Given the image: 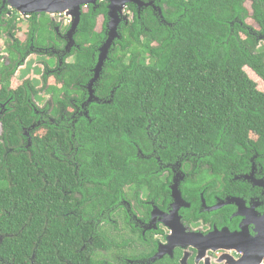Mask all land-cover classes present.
<instances>
[{"label":"trees","instance_id":"16d2710c","mask_svg":"<svg viewBox=\"0 0 264 264\" xmlns=\"http://www.w3.org/2000/svg\"><path fill=\"white\" fill-rule=\"evenodd\" d=\"M164 1L165 22L136 17L121 24V39L95 82L98 99L89 102L86 84L106 38V3L83 7L78 46L70 51L60 23L54 30L49 17L42 20L44 45L54 44L63 61L55 83L44 74L55 106L44 109L34 155L20 148L32 111L12 113L24 122L5 125L15 150L8 159L0 154V264L84 263L82 247L114 246V237L102 235L101 212L116 203L118 183L157 166L156 157L141 156L154 140L163 161L197 154L218 168L246 163L250 127L264 136V61L246 29L250 7L262 22L264 0ZM84 102L87 112L80 114ZM75 187L86 198H73Z\"/></svg>","mask_w":264,"mask_h":264},{"label":"flooded vegetation","instance_id":"af4514ba","mask_svg":"<svg viewBox=\"0 0 264 264\" xmlns=\"http://www.w3.org/2000/svg\"><path fill=\"white\" fill-rule=\"evenodd\" d=\"M101 2L109 7V0L98 3ZM90 5L93 4L83 7ZM250 8L246 29L259 54L262 52L264 61V14L260 23ZM168 9L164 0L128 2L124 9L127 22L122 23L133 22L136 17L140 21L143 17H151L165 22L163 14ZM56 15L24 12L9 0H0V154L5 159L15 150L6 137L5 125L24 122L23 119L12 120V113L23 108L32 111V123L21 127L20 148L34 155L33 137L41 135L44 109L48 104L49 108L55 106L52 93L46 89L49 84L45 83L44 74L47 72L49 78H55L63 60L59 51L55 54L54 44L44 45L42 20L49 17L54 30L55 20L60 23L56 28L58 35L65 40V47L73 22L70 16L67 22L62 15L57 20ZM44 57L53 58L54 63L49 64ZM90 81L86 84V100L95 89V83L93 88L89 87ZM44 91L50 94L51 100L42 99ZM93 99H98L97 94ZM85 102L80 107V114L87 112ZM51 120L55 122L54 117ZM248 123L257 125L263 122ZM257 130L252 127L248 130L243 146L247 158L245 164L218 168L203 163L205 156L197 154H184L175 162L163 161L155 155L157 145L154 140L151 151L141 153V156L156 157L157 166L139 168L140 176L118 183V191L114 192L116 203L101 212L98 223L103 225L102 235L110 239L114 237L115 245L84 246L79 249L84 251L80 257L85 259L84 263L68 260L66 263L264 264V136ZM73 149L71 142L70 152ZM104 186L112 190L108 182H104ZM157 189L161 190L157 192ZM70 194L77 199L87 195L78 187ZM77 199L78 204L80 200ZM71 213L78 212L72 210ZM1 237L2 234L0 240Z\"/></svg>","mask_w":264,"mask_h":264},{"label":"water","instance_id":"95a60500","mask_svg":"<svg viewBox=\"0 0 264 264\" xmlns=\"http://www.w3.org/2000/svg\"><path fill=\"white\" fill-rule=\"evenodd\" d=\"M13 6L21 9L24 12H46V13H65L67 16L73 18L72 25L68 31V43L66 49H70L75 46L74 35L78 29L81 21L83 6L93 4L98 5L101 0H9ZM108 7V23L106 38L102 43L99 50L98 62L94 68L95 75L89 83V87L93 88L94 83L100 77L101 71L107 60L109 53L114 46L117 39H121L120 28L123 21L127 22V16L125 15V5L128 2L135 0H109ZM94 97V89L91 90L90 99ZM87 102V103H88Z\"/></svg>","mask_w":264,"mask_h":264},{"label":"rangeland","instance_id":"374dc122","mask_svg":"<svg viewBox=\"0 0 264 264\" xmlns=\"http://www.w3.org/2000/svg\"><path fill=\"white\" fill-rule=\"evenodd\" d=\"M65 16H67V15H63V17H65ZM58 17H59V15H56V19L58 20ZM64 20H65V18H63ZM102 19L100 18V20H99V25L98 26H100V24H101V21ZM44 60H46L47 62H49V64H53L54 63V59L52 58V59H49L48 57H44ZM69 60H72V59H69ZM55 61H56V59H55ZM56 82V80H55V78H51L50 79V83H55ZM44 94H43V96H42V99L43 100H51V96H50V94L48 93V92H43ZM48 96V97H47Z\"/></svg>","mask_w":264,"mask_h":264},{"label":"built area","instance_id":"2783aa9c","mask_svg":"<svg viewBox=\"0 0 264 264\" xmlns=\"http://www.w3.org/2000/svg\"><path fill=\"white\" fill-rule=\"evenodd\" d=\"M57 15H59V16H63V15H66L65 13H58ZM65 19H66V21L67 22H69V19H70V17L69 16H65Z\"/></svg>","mask_w":264,"mask_h":264}]
</instances>
